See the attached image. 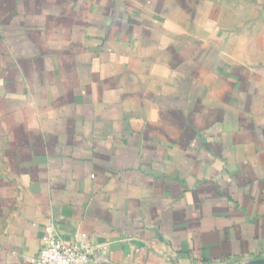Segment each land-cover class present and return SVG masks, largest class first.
Here are the masks:
<instances>
[{"label":"crops","instance_id":"0c3cea01","mask_svg":"<svg viewBox=\"0 0 264 264\" xmlns=\"http://www.w3.org/2000/svg\"><path fill=\"white\" fill-rule=\"evenodd\" d=\"M51 236L264 259V0H0V264Z\"/></svg>","mask_w":264,"mask_h":264},{"label":"built area","instance_id":"2783aa9c","mask_svg":"<svg viewBox=\"0 0 264 264\" xmlns=\"http://www.w3.org/2000/svg\"><path fill=\"white\" fill-rule=\"evenodd\" d=\"M91 250L67 243L58 236L48 238L37 256V264H91Z\"/></svg>","mask_w":264,"mask_h":264},{"label":"water","instance_id":"95a60500","mask_svg":"<svg viewBox=\"0 0 264 264\" xmlns=\"http://www.w3.org/2000/svg\"><path fill=\"white\" fill-rule=\"evenodd\" d=\"M264 263V259L254 260L251 262H248L247 264H262Z\"/></svg>","mask_w":264,"mask_h":264}]
</instances>
